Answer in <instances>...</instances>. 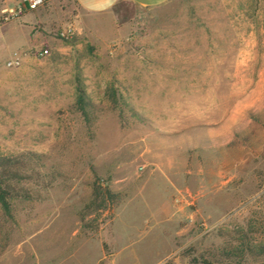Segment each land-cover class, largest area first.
Segmentation results:
<instances>
[{"label":"rangeland","instance_id":"374dc122","mask_svg":"<svg viewBox=\"0 0 264 264\" xmlns=\"http://www.w3.org/2000/svg\"><path fill=\"white\" fill-rule=\"evenodd\" d=\"M21 154L0 264H264L222 248L264 244V0L0 19V155ZM94 181L118 199L82 226Z\"/></svg>","mask_w":264,"mask_h":264},{"label":"trees","instance_id":"16d2710c","mask_svg":"<svg viewBox=\"0 0 264 264\" xmlns=\"http://www.w3.org/2000/svg\"><path fill=\"white\" fill-rule=\"evenodd\" d=\"M75 94L77 108L81 113H84L85 93L78 82L75 83ZM130 112L139 117L135 111L130 109ZM32 157H36V155H0V210L4 215L11 217L12 201L18 196H23L21 194L24 190L22 183L34 172L30 163ZM117 199V193L112 192L106 186L99 185L97 181L92 182L90 198L84 205V211L80 216L82 226L86 225L84 220L87 215L108 210L109 204L116 202ZM91 220L95 221V219ZM222 248L228 257L238 258L240 261L247 255H264V244L252 240L242 227L233 230L226 245ZM200 262L211 264L206 259H202Z\"/></svg>","mask_w":264,"mask_h":264},{"label":"crops","instance_id":"0c3cea01","mask_svg":"<svg viewBox=\"0 0 264 264\" xmlns=\"http://www.w3.org/2000/svg\"><path fill=\"white\" fill-rule=\"evenodd\" d=\"M79 11L84 14H101L125 4L138 7H155L171 0H73Z\"/></svg>","mask_w":264,"mask_h":264},{"label":"built area","instance_id":"2783aa9c","mask_svg":"<svg viewBox=\"0 0 264 264\" xmlns=\"http://www.w3.org/2000/svg\"><path fill=\"white\" fill-rule=\"evenodd\" d=\"M46 0H12L10 3H6V6L0 10V19L4 22L11 21L14 18L23 15L24 13L34 11L41 7ZM47 53V49L43 48L37 51V55L42 56ZM20 58L17 54H14L8 61L9 66L18 65Z\"/></svg>","mask_w":264,"mask_h":264}]
</instances>
